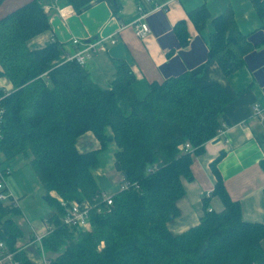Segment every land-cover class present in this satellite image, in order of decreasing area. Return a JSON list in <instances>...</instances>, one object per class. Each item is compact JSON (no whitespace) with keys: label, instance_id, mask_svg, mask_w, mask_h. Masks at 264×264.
I'll list each match as a JSON object with an SVG mask.
<instances>
[{"label":"trees","instance_id":"1","mask_svg":"<svg viewBox=\"0 0 264 264\" xmlns=\"http://www.w3.org/2000/svg\"><path fill=\"white\" fill-rule=\"evenodd\" d=\"M40 2L31 0L0 18V75L13 87L7 94L0 90L5 109L0 155L9 161L30 154L43 198L57 211L47 219L52 230L42 238L43 249L54 253L50 264H264V224L242 219L238 201L229 198L217 171L220 156L210 163L215 176L211 194L223 208L209 210L208 196H203L196 225L179 234L167 228L178 215L181 178L191 179L193 155L202 152L224 120L230 101L225 90L216 83L199 86L196 74L184 72L149 84L138 99L134 73L123 60H113V78L102 88L75 61H57L55 41L39 49L27 47V39L49 28ZM253 3L264 15V0ZM116 8L115 3L114 12ZM187 15L196 29L210 19L208 55L225 74L243 64L252 45L238 30L230 7L211 17L200 5ZM173 31L185 46V22L177 21ZM86 131L99 148L79 152L76 139ZM110 141L117 147L114 169L129 185L114 192L107 205L93 170L98 151ZM185 142L188 151L182 148ZM259 164L264 172V158ZM58 198L86 201L91 229L62 224ZM15 213L16 206L0 201V238L16 250L20 264H31L14 246L21 236L11 218Z\"/></svg>","mask_w":264,"mask_h":264},{"label":"crops","instance_id":"2","mask_svg":"<svg viewBox=\"0 0 264 264\" xmlns=\"http://www.w3.org/2000/svg\"><path fill=\"white\" fill-rule=\"evenodd\" d=\"M29 1L1 0L0 18ZM40 1L49 28L27 39L29 49L43 48L55 41L58 51L56 60L59 61L74 52L72 38L88 41L110 34L115 36V43L107 44L105 51L95 52L83 65L90 78L102 88L108 87L113 78V60H123L134 73L132 89L138 99L147 94L149 84L160 83L184 72L196 74L195 82L199 86L216 83L228 94L230 101L223 109L226 125L223 133L205 142L202 152L193 155L191 179L181 178L183 195L176 202L178 215L167 222L171 233L179 234L198 223L202 215L203 196H208L209 210L220 211L223 208L218 196L211 194L215 176L210 163L217 156H220L217 171L229 198L238 201L242 219L264 224V172L259 164L264 158V15L257 12L253 0ZM115 3L117 8L114 12ZM138 3L148 12L150 26V33L143 39L127 26L137 16ZM200 5L207 8L211 17L230 7L238 30L252 45V49L243 55V64L229 74H225L217 62L207 56L209 35L213 31L210 19L204 27L196 29L187 15L188 11ZM179 20L185 22L188 34L185 46H181L173 31L174 24ZM0 89L6 92L13 90L9 80L1 75ZM253 104L263 108L259 115L253 114ZM104 133L110 136V128L105 127ZM75 146L79 152H84L98 149L99 142L92 132L86 131L76 139ZM106 147L110 151L107 166L103 167L101 163L93 171L103 175L108 172L107 168L109 171L113 169L120 176V185L122 176L113 166L117 147L113 141L108 142ZM39 189L43 198L45 192L39 182L32 193H37ZM49 194L56 197L53 191ZM22 195H17V198ZM21 200L16 206L19 216ZM46 212L47 215H40L38 221H33L36 224H21L23 216H18L19 219L11 217L21 231L14 246L24 253L31 264L40 262L43 256L54 257V254L52 257L44 250L41 253L30 242L33 230L42 233L44 222L57 213L54 207L47 208ZM261 246L264 250V238Z\"/></svg>","mask_w":264,"mask_h":264},{"label":"built area","instance_id":"3","mask_svg":"<svg viewBox=\"0 0 264 264\" xmlns=\"http://www.w3.org/2000/svg\"><path fill=\"white\" fill-rule=\"evenodd\" d=\"M146 2H151L152 0H145ZM137 16L130 21L127 26H129L133 33L140 39L145 38L150 33V26L147 22L148 12L144 9V7L138 3L136 5ZM116 38L112 34L106 37H101L95 40L83 41L78 38H72L71 43L75 47V50L72 54L68 55L66 58L60 61H75L78 65L83 66L85 61L90 58L95 52L105 51L107 48V44L115 43ZM1 90V89H0ZM2 93L7 94L8 92L1 90ZM3 96H0V138H1V125L4 116V107L1 104ZM263 108H261L258 104H253L252 110L253 114L259 115ZM225 123L222 122L220 128L217 129L215 137L220 136L225 128ZM184 150H190V145L188 142H185L182 146ZM1 158V155H0ZM7 173L6 169H0V201L3 204H7L8 206H17L15 199L12 195L6 194L4 191L7 189L4 174ZM128 182L123 179L120 182L119 189H125L128 187ZM101 200L104 204H111V194L107 195L101 192L100 194ZM59 204L63 207L64 212L63 215L59 218L60 222L67 227H75L80 230H90L91 225L88 219V208L89 205L86 201L77 202L75 200L67 202L61 198H58ZM97 211H100L97 208ZM52 230V226L49 222L45 221L43 224L42 233L37 230H33L31 244L36 245L41 253L43 252L42 247V238L48 234ZM16 250L10 251L6 245V243L0 238V264H20V261L14 257ZM52 259L48 257H42L40 262L35 264H50Z\"/></svg>","mask_w":264,"mask_h":264},{"label":"rangeland","instance_id":"4","mask_svg":"<svg viewBox=\"0 0 264 264\" xmlns=\"http://www.w3.org/2000/svg\"><path fill=\"white\" fill-rule=\"evenodd\" d=\"M108 148H110V146H108ZM109 153L110 151L107 149V147L101 151L99 150V153L97 154V167L101 163L103 167L107 166L110 156ZM30 156V154H28V156L19 154L9 161H5L2 156L0 158V169L3 168L7 170V173L4 174V181L7 189L4 192L6 194L10 193L15 199L16 204L20 199H22L20 202L21 214L19 216L18 212L14 215V217H17V219L22 216L24 217H22L23 221L20 220L21 224H27V222L36 224L33 223V221H38L40 215H47V208H53L51 204H49L44 198H42L39 192L40 189L37 191L38 194L36 192L32 193L35 184L38 183L39 180L28 160ZM107 170L108 172L103 173V175L95 170L93 171V175L98 183V186L102 189V192L104 194L110 195L112 192L119 189L118 181L120 179V176L113 169H110L109 171V169L107 168ZM21 193H23V195L17 198V195H21ZM44 251L49 252L48 250ZM53 254L54 253H51L52 257Z\"/></svg>","mask_w":264,"mask_h":264},{"label":"water","instance_id":"5","mask_svg":"<svg viewBox=\"0 0 264 264\" xmlns=\"http://www.w3.org/2000/svg\"><path fill=\"white\" fill-rule=\"evenodd\" d=\"M209 57V55H207Z\"/></svg>","mask_w":264,"mask_h":264},{"label":"clouds","instance_id":"6","mask_svg":"<svg viewBox=\"0 0 264 264\" xmlns=\"http://www.w3.org/2000/svg\"><path fill=\"white\" fill-rule=\"evenodd\" d=\"M7 86V85H6Z\"/></svg>","mask_w":264,"mask_h":264}]
</instances>
